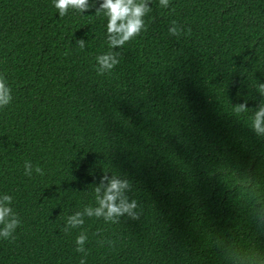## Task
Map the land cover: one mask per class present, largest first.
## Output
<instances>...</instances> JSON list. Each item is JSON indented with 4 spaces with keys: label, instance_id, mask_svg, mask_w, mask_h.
<instances>
[{
    "label": "trees",
    "instance_id": "1",
    "mask_svg": "<svg viewBox=\"0 0 264 264\" xmlns=\"http://www.w3.org/2000/svg\"><path fill=\"white\" fill-rule=\"evenodd\" d=\"M149 6L147 32L110 49L95 8L61 19L54 0H0L13 96L0 112V196L21 219L14 242L0 238V264H79L82 230L87 264H264V137L250 119L264 103V0ZM108 51L120 63L98 75ZM25 161L45 174L25 176ZM105 174L132 183L140 219L86 217L64 233Z\"/></svg>",
    "mask_w": 264,
    "mask_h": 264
},
{
    "label": "clouds",
    "instance_id": "2",
    "mask_svg": "<svg viewBox=\"0 0 264 264\" xmlns=\"http://www.w3.org/2000/svg\"><path fill=\"white\" fill-rule=\"evenodd\" d=\"M151 0H54V6L58 10L59 16L63 19L70 11L83 14L92 8L96 10V17L104 15L108 18L107 23V44L110 49H122L126 43L131 42L136 37L147 32L145 17L152 11L149 6ZM97 4L99 5L97 7ZM162 8L170 7V0H159ZM175 12V8H172ZM171 36L179 38L184 32V28L177 24L175 20L171 22L168 29ZM191 32V29H188ZM81 50L86 47L84 39L77 41ZM120 52L108 51L96 57L97 74L105 75L111 73L120 63ZM258 91L264 96V84H260ZM13 101L12 89L9 86L4 74H0V112L4 111ZM237 116L246 114L250 110L246 103L237 104L233 108ZM251 127L257 136L264 137V103H261L254 115L250 117ZM33 172L43 176L44 169L33 167L30 161H25L24 175L32 178ZM95 206L89 205L82 211H75L67 217V222L63 232L70 234L73 229H83L85 218L102 219L105 223L118 224L121 218L127 216L132 220L140 219L142 208L135 199H130L128 193L133 191V185L128 179H122L117 175L111 177L107 174L100 177L99 184L94 187ZM13 197L8 194L0 196V238L14 242L15 232L21 226L19 215L11 207ZM100 236V233H94ZM89 237L86 230L79 232L75 240V251L82 254L79 264H87V257L90 254L86 248ZM97 243L103 246L105 243L114 246V241L98 239Z\"/></svg>",
    "mask_w": 264,
    "mask_h": 264
}]
</instances>
